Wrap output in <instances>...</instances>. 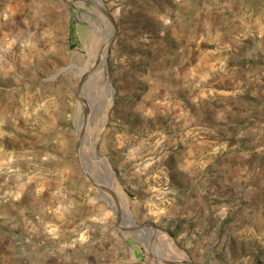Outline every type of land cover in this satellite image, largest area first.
Wrapping results in <instances>:
<instances>
[{"label":"rangeland","instance_id":"1","mask_svg":"<svg viewBox=\"0 0 264 264\" xmlns=\"http://www.w3.org/2000/svg\"><path fill=\"white\" fill-rule=\"evenodd\" d=\"M222 61L264 93V0H0V264H264V102L227 185ZM203 196L222 248L184 235Z\"/></svg>","mask_w":264,"mask_h":264},{"label":"crops","instance_id":"2","mask_svg":"<svg viewBox=\"0 0 264 264\" xmlns=\"http://www.w3.org/2000/svg\"><path fill=\"white\" fill-rule=\"evenodd\" d=\"M224 58L225 60H227L226 57ZM222 66V74L219 75L221 77V80L219 81L220 91L218 92V95H220L219 97L223 100V106L221 108L223 120L221 126L218 127H222L223 131L229 130L230 135L227 138L222 137L220 147L222 149V152L219 154L220 158L215 171L216 173H219L223 175L224 178H226L227 185L232 186L236 183L234 181L235 175H237L238 173L248 174L251 170L254 169L256 157L253 148L250 149V144L254 142V138H247V142L243 143L240 140L241 136L239 131L242 133V135L251 136L257 130L256 127L257 125H259V121L256 122L254 117H251L255 115V108L249 106L248 104H246V102L241 101V99L251 102L252 100L250 98L252 97L253 99H256L254 103L257 102V100L262 103L264 102V93L257 94L251 91H240V83L244 77H241L239 75V72H236L234 70V67H231L229 64L224 63V61H222ZM249 86L250 79L247 78V85H245V88H243L242 90L248 89ZM236 93H239L238 96L236 95ZM240 95L243 98H239ZM228 118H231V121H229ZM240 125L244 126L242 130L239 128ZM261 125H264V123H261ZM260 129L262 128L260 127ZM208 171L209 170L207 169L204 173L207 174ZM206 189H211L212 193L218 192L216 186L204 187V190ZM189 190L191 192V195H197L198 193L203 194V189L200 188H196L195 191L194 188H190ZM190 200L193 206L191 225H193L194 227L190 228L189 226H187L184 235L189 234V236L192 238V242L196 241L197 244H200L201 248H198L193 244L190 247L198 251L203 250L204 244L207 245V248H211L212 246H215L217 244V248H222L225 241L231 242L234 235L229 234V229H227L226 231H224V228L218 229L220 230V238H216V233L218 231L217 228L221 227V224L219 227H216L212 224L213 228L209 226L206 233L204 232L205 219L202 218L208 217V219L211 220V218L213 217L214 219L211 220L212 223H217L218 219L216 215H218L217 212L220 210V207L217 206L212 209V206H209V208H206V203L209 202L207 200V196H203L201 198L195 197L191 198ZM195 215H197L196 219L194 218ZM211 254L216 259L215 255L219 254V252H211ZM193 263H195L194 260Z\"/></svg>","mask_w":264,"mask_h":264},{"label":"bare ground","instance_id":"3","mask_svg":"<svg viewBox=\"0 0 264 264\" xmlns=\"http://www.w3.org/2000/svg\"><path fill=\"white\" fill-rule=\"evenodd\" d=\"M111 33H112V30H111ZM108 38H109V35L107 34L105 36V40H104L105 46L108 44ZM105 50H106V48L100 54L96 55L95 58H93V60L90 62L89 68L86 69L85 71H83L84 73L88 74V76L91 78L89 80V82L99 84L103 81L104 78L101 77L102 76L101 72H102V70H105V65H106V58L104 57L106 55V53L104 52ZM97 61L100 62V66L97 70L92 72V68L94 67V65ZM81 74L83 75V73H81Z\"/></svg>","mask_w":264,"mask_h":264},{"label":"water","instance_id":"4","mask_svg":"<svg viewBox=\"0 0 264 264\" xmlns=\"http://www.w3.org/2000/svg\"><path fill=\"white\" fill-rule=\"evenodd\" d=\"M98 1L101 2V0H98ZM89 3H90L92 6H94L96 9L100 10L104 15H106V16L109 18V21H110L111 26H112V28H111V29H112V33H111L110 38H109V40H108L109 43H110V41H111L112 38H113V34H114V22H113V19L110 18L109 13L106 12L105 9H103L100 5H98L97 3L93 2V1H89ZM99 66H100V62L97 61V62L95 63V65H94V67L92 68V72H94L95 70H97V69L99 68ZM88 77H89L88 74H83V75L81 76V79H80V86H79V87H81L82 83H83ZM108 191L112 194L113 198H115L113 192H111L110 190H108ZM188 263H189V264H192L191 262H188Z\"/></svg>","mask_w":264,"mask_h":264}]
</instances>
